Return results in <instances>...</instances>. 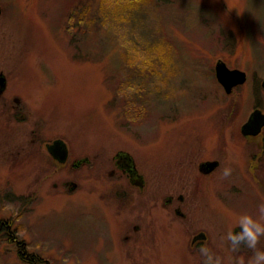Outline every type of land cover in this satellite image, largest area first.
Listing matches in <instances>:
<instances>
[{"label": "rangeland", "instance_id": "rangeland-1", "mask_svg": "<svg viewBox=\"0 0 264 264\" xmlns=\"http://www.w3.org/2000/svg\"><path fill=\"white\" fill-rule=\"evenodd\" d=\"M0 3V222L14 224L26 251L47 264H204L206 248L220 264H248L253 250L233 249L227 235L264 204L238 179L236 139L263 100L264 0H147L143 23L112 32L101 0ZM152 54L154 75L128 66ZM219 61L247 74L231 95L215 77ZM57 139L69 150L64 168L46 150ZM120 153L143 188L110 174ZM207 158L221 168L205 181ZM78 159L89 162L72 168ZM170 196L184 198L186 218L164 206ZM199 234L206 240L192 244ZM0 264L31 263L2 234Z\"/></svg>", "mask_w": 264, "mask_h": 264}, {"label": "flooded vegetation", "instance_id": "flooded-vegetation-1", "mask_svg": "<svg viewBox=\"0 0 264 264\" xmlns=\"http://www.w3.org/2000/svg\"><path fill=\"white\" fill-rule=\"evenodd\" d=\"M0 7H1V16H2L3 8H2L1 3H0ZM0 75H3L6 78L3 70H0ZM6 81H7V78H6ZM262 83L263 81L260 84L258 83V85L261 91L259 95V100H262V99L263 100L262 102L257 103L253 107V110L245 123L248 122V120L250 119L254 111L258 110L264 114V108L262 107L264 106V93H263L264 88L262 86ZM7 88H8V81L6 82L5 88L0 89V99L2 98L4 99V95L7 92ZM15 101L18 102L17 99H15ZM243 125L239 129V133L236 136L237 142L239 144L238 147L243 149L242 151H240L242 155L237 156L238 162L239 163L241 162V158L244 159V166H239L237 168L238 179L239 180L244 179L243 181L245 180L250 181L251 183L256 185L258 189L261 191V193L264 195V126L262 127L261 131L257 135H252V134L245 135L242 133ZM57 140H54L51 143L46 144V150L48 154L51 156V158L54 160L55 165L58 168H64L65 166H67L69 162V150H68L67 145L66 147L68 151V157H67V160L64 162H60L59 160L55 159L49 151V148L51 147V145ZM133 161L134 160L132 159V157L128 154H125V153L118 154L116 158L114 159V169L110 172V174L114 176L118 172L120 174V177H125L126 179L130 181L131 184L136 185L137 187L143 188L144 179L138 173L137 168ZM88 162L89 161L85 159H78L72 162L71 167L80 169L83 167V165H85ZM220 168H221L220 160L207 158L205 160H202L199 163L198 172L200 173V177H202L206 181L207 179L211 178L212 175L214 177L215 176L218 177ZM65 185L72 186L71 191H75L77 189V185L74 182H68V183H65ZM232 188H233V185H232ZM235 191L237 194L240 195L243 193V188L241 187V185H237L235 188ZM178 201L182 203L184 201V198L182 196H179L177 197V202H175L174 196L166 197V199L164 200V206L165 207L168 206L169 208L175 206L174 207L175 214L177 216L186 218V214L182 213L181 211L182 208H180ZM0 224L2 227L3 226L8 227L5 222H2ZM238 228H239L238 226L234 227L233 231L236 232ZM11 229H12V226L6 229L7 230L6 232H2V228H0V235L5 234L9 242L14 244L17 248L22 246L23 248H25V251H26L27 245L17 240V238L11 233ZM138 230H139V227L135 226L134 231L136 232ZM125 239L128 240L129 236H125ZM204 240H206V236L204 234H199L193 238L192 244H195L198 241H204ZM35 256L36 255H34V257ZM37 259L40 260L41 264H47L46 262L42 261L39 257H37ZM32 260H33V256H27V262L31 264H37L38 262L37 260L35 262Z\"/></svg>", "mask_w": 264, "mask_h": 264}, {"label": "trees", "instance_id": "trees-1", "mask_svg": "<svg viewBox=\"0 0 264 264\" xmlns=\"http://www.w3.org/2000/svg\"><path fill=\"white\" fill-rule=\"evenodd\" d=\"M147 0H101V4H100V19H101V23L102 26H105L107 23L110 24V29L109 32H112L113 27H117L118 25L120 26V29H123L124 25H132V24H141L144 22V19L142 20V17H144V12L140 11V9H142L143 3H145ZM138 11V12H135ZM83 13H86L85 11H83ZM89 14L87 13V15L83 14L81 17L78 18V21L80 24H87L89 22V18H88ZM115 32V31H113ZM166 47V46H164ZM162 47V48H164ZM156 59L161 60L160 55L157 54H152L151 56H145L142 57L141 60H138L136 62L132 61V59H128L129 61L128 66H130V68H138L141 71H146V72H142L140 71V73L136 72L140 77H142L144 74L148 75H154L153 73H156L153 71V67L156 64ZM152 69V70H151ZM142 86H140V96L139 99H142V94H144V90L141 88ZM135 92V90H134ZM132 100L135 98H131ZM5 222L6 226H1L0 224V228H2V232H6L8 228H10L11 226H13L14 224L9 221H2ZM0 222V223H2ZM4 229V230H3ZM11 233L16 237V232H13V230L11 229ZM20 248V250H19ZM18 255L20 257V259L22 261L27 262V256H33V260L32 261H38L37 264H41L40 260L37 259V257H34V254L28 253L27 251H25V248L18 247Z\"/></svg>", "mask_w": 264, "mask_h": 264}, {"label": "water", "instance_id": "water-1", "mask_svg": "<svg viewBox=\"0 0 264 264\" xmlns=\"http://www.w3.org/2000/svg\"><path fill=\"white\" fill-rule=\"evenodd\" d=\"M0 16H1V7H0ZM216 72V79L218 83L224 88L226 94L230 95L233 89L239 85H243L247 80V75L245 72L234 69L231 70L227 67V65L219 61L215 67ZM6 78L3 75H0V89H4L6 86ZM264 88V80L262 83ZM264 126V114L261 111H255L251 115L250 119L246 124L242 127V133L245 135H257L262 127ZM50 153L53 157L60 162H64L67 160L68 151L66 144L61 141H55L51 147L49 148ZM129 157V156H128ZM134 162V161H133ZM240 229L238 228L236 232H239Z\"/></svg>", "mask_w": 264, "mask_h": 264}, {"label": "clouds", "instance_id": "clouds-1", "mask_svg": "<svg viewBox=\"0 0 264 264\" xmlns=\"http://www.w3.org/2000/svg\"><path fill=\"white\" fill-rule=\"evenodd\" d=\"M231 174L230 169H226L224 176ZM259 216L254 217L252 214H242L237 220L239 232L229 231L227 235L228 241L231 243L233 249H237L241 244H245L248 248L253 250V256L248 264H264V251L256 249L261 236H264V204L258 208ZM201 254L206 258L204 264H220L219 258H214L210 250L201 248Z\"/></svg>", "mask_w": 264, "mask_h": 264}]
</instances>
